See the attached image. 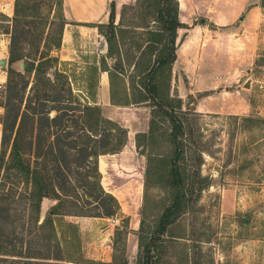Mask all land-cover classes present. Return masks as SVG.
Listing matches in <instances>:
<instances>
[{
    "label": "trees",
    "instance_id": "1",
    "mask_svg": "<svg viewBox=\"0 0 264 264\" xmlns=\"http://www.w3.org/2000/svg\"><path fill=\"white\" fill-rule=\"evenodd\" d=\"M48 1L15 0L12 18L0 13V32L10 38L9 69L0 104L3 109L1 146L8 154L7 173L26 184V199L32 203L38 224V246L48 250L33 258L62 264H104L79 262L73 253L64 258L63 244L76 240L78 228L67 223L70 231L67 236L58 230L56 221L66 217L113 218L120 211L117 199L102 187L98 159L119 153L126 145L127 131L105 118L96 105L98 77L102 71L110 78L113 105H144L151 109L148 131L135 136L137 149L155 135L157 117L166 118L169 123L170 153L144 154V194L148 187H156L166 196L150 232L145 228L144 219L140 221L138 264H167L163 254L168 247L175 246L183 248L185 264H203L201 259L206 254L199 246L211 243L210 239L195 241V248L200 250L197 257L191 258V250L186 245L188 239L174 237L168 229L189 212L193 203L191 195L199 196L211 184L210 177L201 171L204 151L190 145L191 127L182 112V101L170 96L177 31L182 28L177 0H135L132 5L122 6L117 24L111 3L108 22L92 26L104 37L105 58L113 60V65L108 67L105 58H101L100 67L93 65L89 77L82 80L85 85L82 91L77 89L80 93L74 92L71 76L59 68L62 63L53 55L60 48L67 24L63 1L59 2V14L50 21L42 12L43 3ZM128 15L130 25L125 24ZM138 30L142 36L140 41H135ZM128 34V39H132L128 45L136 50L137 57L122 52L123 40ZM18 62L23 68L13 69L12 65ZM125 63L132 67V77H125ZM118 76L126 78L128 94L126 90L116 92L113 78ZM24 144L34 150L33 160L25 158ZM44 199L54 204L41 220ZM207 262L213 264L210 260Z\"/></svg>",
    "mask_w": 264,
    "mask_h": 264
},
{
    "label": "rangeland",
    "instance_id": "2",
    "mask_svg": "<svg viewBox=\"0 0 264 264\" xmlns=\"http://www.w3.org/2000/svg\"><path fill=\"white\" fill-rule=\"evenodd\" d=\"M59 2L50 0L43 3L42 12L48 21L59 14ZM259 4L263 8V17L258 29V49L253 53L254 62L251 68L241 72V80L225 94L234 111L247 95L250 112L246 115L195 114L190 105L192 97L186 98L184 104L182 102V112L191 127L190 145L193 149L197 146L196 150L204 151L201 171L202 175L210 177L211 184L199 196L191 195L193 203L189 212L168 229L174 237L188 239L186 245L191 250V258L197 257L200 250L195 248V241L210 239L211 243L199 246L206 254L201 259L203 264H208V260L213 264H264V0H260ZM130 23L128 15L125 24ZM141 33L140 30L136 32L135 41H140ZM129 37L130 34L123 40L122 52L137 57L136 50L128 45L132 41ZM100 41L97 37V41L81 42L82 53L74 61H60L56 55L59 49L53 52L62 63L59 68L71 76L76 93H80L78 88L83 90L85 84L82 80L89 77L96 55H100ZM9 45V35L0 32V61H6L5 66H0V104L3 102L9 69ZM20 63H14L12 68L19 70ZM123 70L125 77L133 76L132 67L126 63ZM113 84L120 92V80L116 79ZM170 96L178 98L176 83L172 79ZM142 107L145 109L140 113L150 119L151 109ZM2 114L0 105V118ZM156 124L155 135L146 139L139 149L135 146V139H127L119 153L98 159L103 163L100 168L101 184L105 191L116 197L121 210L116 217L102 218L104 220L89 217L82 228L78 226L76 240L63 244L64 258L73 253L79 262L138 264L140 221L144 219L145 228L150 232L156 216L165 205L164 191L148 187L144 194L143 189L146 168L144 154L170 153L167 136L169 123L166 118L157 117ZM1 129L0 124V264H62L33 258L48 250L47 247L44 250L38 246V224L35 223L32 203L26 199V184L14 174L7 173L8 154L1 146ZM23 151L27 160H33L34 150L24 144ZM53 204L50 199L42 200L41 220ZM80 219L56 218L58 230L70 235L66 224H74ZM183 253L180 246L168 247L163 259L167 264H185Z\"/></svg>",
    "mask_w": 264,
    "mask_h": 264
},
{
    "label": "crops",
    "instance_id": "3",
    "mask_svg": "<svg viewBox=\"0 0 264 264\" xmlns=\"http://www.w3.org/2000/svg\"><path fill=\"white\" fill-rule=\"evenodd\" d=\"M14 1L0 0V12L11 18L14 14ZM62 1L63 15L67 24L62 33L57 57L60 61H74L82 53L81 42L90 43L97 41L99 37L100 55H96L94 63L99 68L100 59L105 58L107 54V43L92 25L108 22L111 3L115 7L116 23L122 6L132 5L135 0ZM259 1L177 0L178 19L182 28L177 31L176 60L172 65L171 79L176 83L178 98L183 104L186 98H193L190 105L194 108V112L203 115H246L250 112L247 95L241 99L234 111L225 94L234 83L241 80L239 79L241 72L251 68L254 62L253 53L258 49V29L263 17V8ZM105 61L111 68V63L114 61L106 58ZM113 79L114 82L117 78ZM118 80L122 83L120 91L126 90L128 94L126 78L118 76ZM95 102L105 118L126 129L129 141L135 139L137 134L148 131L149 119L140 113V110L145 109L142 107L144 105L111 103L110 78L107 72H99ZM98 163L100 170L103 163L99 161ZM66 218L78 219V217ZM79 218L81 221H75L74 224L82 228L89 217Z\"/></svg>",
    "mask_w": 264,
    "mask_h": 264
},
{
    "label": "water",
    "instance_id": "4",
    "mask_svg": "<svg viewBox=\"0 0 264 264\" xmlns=\"http://www.w3.org/2000/svg\"><path fill=\"white\" fill-rule=\"evenodd\" d=\"M6 65V61L5 60H1L0 61V66H5ZM19 68L22 69L23 68V64L20 63L19 64ZM50 207V206H49ZM45 217V214L43 215V218Z\"/></svg>",
    "mask_w": 264,
    "mask_h": 264
}]
</instances>
